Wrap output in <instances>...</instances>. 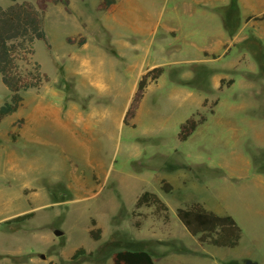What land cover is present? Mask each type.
Instances as JSON below:
<instances>
[{"label":"rangeland","instance_id":"1","mask_svg":"<svg viewBox=\"0 0 264 264\" xmlns=\"http://www.w3.org/2000/svg\"><path fill=\"white\" fill-rule=\"evenodd\" d=\"M119 1L112 10L101 0L50 2L43 14L51 48L36 40L32 59L50 81L24 91L0 123V264H113L123 248L147 249L156 264H264V0L239 12L225 7L231 0ZM137 17L156 31H138ZM168 25L175 36L161 35ZM91 59L110 64L105 91L85 70ZM157 66L141 94L139 80ZM8 95L0 74V105ZM193 115L207 119L182 140ZM144 191L168 211L136 207ZM194 202L236 218L240 245L200 243L177 216Z\"/></svg>","mask_w":264,"mask_h":264},{"label":"trees","instance_id":"2","mask_svg":"<svg viewBox=\"0 0 264 264\" xmlns=\"http://www.w3.org/2000/svg\"><path fill=\"white\" fill-rule=\"evenodd\" d=\"M62 0H13L8 6H0V74L2 80L9 89L7 99L0 105V123L8 116L16 112L21 106L24 96L23 92L30 88H39L50 81L47 73L43 72L41 65L33 61L35 53L34 43L36 40L45 41L47 47L51 48L47 31L43 24V14L50 2ZM119 0H102V5L109 7ZM236 12L239 7L236 0L225 6ZM234 30L231 31V35ZM72 39L69 38V41ZM84 43V38L78 41L79 45ZM22 63L26 64L23 67ZM163 67L157 66L148 70L138 82L139 92L142 94L145 87L152 81H156L163 72ZM223 81V80H222ZM233 79L230 83H233ZM202 115L188 118L181 126L179 137L187 139L200 123L206 120ZM162 188L171 191L172 184L163 180ZM142 205L154 206L158 212L168 211L167 203L155 192L144 191L136 201V207ZM34 211L14 216L7 221L20 222L32 218ZM177 216L185 225L187 230L197 237L200 243L213 244L222 247H235L239 245L242 237V228L238 221L230 214H219L204 207L199 202H194L186 207L177 208ZM95 220H93V224ZM101 229H91L93 238L100 237ZM85 253L83 247H79L72 254L71 259L77 260ZM113 264H156V260L147 249L123 248L112 254Z\"/></svg>","mask_w":264,"mask_h":264},{"label":"crops","instance_id":"3","mask_svg":"<svg viewBox=\"0 0 264 264\" xmlns=\"http://www.w3.org/2000/svg\"><path fill=\"white\" fill-rule=\"evenodd\" d=\"M217 1L222 2V3H224V2L227 3L228 1L230 2V0H217ZM236 1H237V4L238 5L241 2H245V3L248 4V0H236ZM101 2H102V0H101ZM101 2H100V5L99 6L101 7V9H105V6H103ZM119 2L120 1H117L115 4L107 7V9L108 10H112V9L116 8L117 5H119ZM217 9H220V8H212V10H217ZM239 10H241L240 7H239ZM251 15H257V14H249L246 17H250ZM138 19H139V17H137V19H136L137 20V24L139 25L138 27H136V29L138 31H142V28H145V29L151 31L152 33H154L156 31V28L155 27L154 28H151V27L141 26L140 23H139V21H138ZM101 27L106 30L105 23H102L101 24ZM176 33H177V30L174 27L168 25V26H165V32L162 33L161 35L163 36V35L171 34V35H174L175 36ZM244 36L241 37V38H245ZM83 38H84V43L82 45H79L76 42L75 39H74L73 43H77V49L84 51L88 47V45L90 44V42H89V38L88 37H83ZM234 38H237V36L235 35ZM222 44H223L224 52H225L227 50V46H228L227 45V41L223 42ZM113 47H115L117 49L118 46H115L114 45ZM202 52L204 53L205 56H215V53H216L215 51H212L210 49H204ZM117 54H118V52H117ZM85 70H86L87 73H94L95 76H94V78L92 80V84L100 87L103 91H105V89H108V84L106 83V81H108V80L111 81V80H113V77H114V74H112L110 72V70H111L110 64L105 65V63L102 60H99L98 61V60H92L91 59V60H87L85 62ZM146 71H141V74L143 72H146ZM83 84H84L83 83V80H75L74 87L76 89H80V86L83 85ZM80 118L83 119L84 117H80ZM90 118H91V116L88 117V119H90ZM70 121H71V117H70ZM72 121H73V119H72ZM78 122H79V120H78ZM78 122H76V123H78ZM58 124H60V126H62V127H68V128L71 127L70 122H68V121H66V122L65 121H60V123H58ZM87 125H90V123H87ZM262 128L264 130V120H263V123H262ZM258 132H261V131H258ZM258 132H256V133H258ZM259 147L264 149V143L263 144H260ZM237 165H238V163L236 162L234 164V167L237 166ZM231 167H232V165H231ZM256 175L261 180H264V170H263L262 173H257ZM260 193L264 196V192L263 191L260 192ZM240 226H241V224H240ZM242 237H243V229H242ZM242 237H241L240 243L242 241ZM240 243H239V245H240ZM239 245H237L236 247H238Z\"/></svg>","mask_w":264,"mask_h":264},{"label":"water","instance_id":"4","mask_svg":"<svg viewBox=\"0 0 264 264\" xmlns=\"http://www.w3.org/2000/svg\"><path fill=\"white\" fill-rule=\"evenodd\" d=\"M56 234H62V231H60V230H56ZM246 264H257L256 262H254V261H251V260H248V261H246Z\"/></svg>","mask_w":264,"mask_h":264}]
</instances>
